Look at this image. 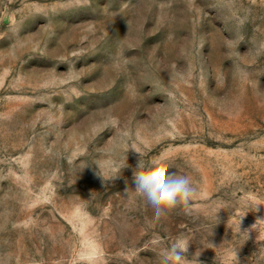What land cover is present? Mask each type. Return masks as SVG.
I'll list each match as a JSON object with an SVG mask.
<instances>
[{
	"label": "rangeland",
	"instance_id": "374dc122",
	"mask_svg": "<svg viewBox=\"0 0 264 264\" xmlns=\"http://www.w3.org/2000/svg\"><path fill=\"white\" fill-rule=\"evenodd\" d=\"M132 145L187 208L153 221ZM261 218L264 0H0V264H264Z\"/></svg>",
	"mask_w": 264,
	"mask_h": 264
},
{
	"label": "clouds",
	"instance_id": "9594fccd",
	"mask_svg": "<svg viewBox=\"0 0 264 264\" xmlns=\"http://www.w3.org/2000/svg\"><path fill=\"white\" fill-rule=\"evenodd\" d=\"M130 149L139 155L137 164L132 169L135 192L153 210V221H160L178 206L187 208L196 191L191 178L187 175L169 174L160 158L145 161L143 159L144 154L138 147L132 145ZM125 167H128V165L126 164ZM116 177L118 176L112 179ZM127 190L126 188L125 193H127ZM255 210H257V206L252 209V211ZM245 214L246 212L242 214L241 219ZM257 221L264 222V218L257 219ZM254 227L255 224L252 225V228ZM252 228L243 233L248 234ZM238 231H240V223ZM189 246L190 243L186 239H178L170 246L162 249L160 252V264H200L198 260L200 252L198 250L192 254L191 259L188 258Z\"/></svg>",
	"mask_w": 264,
	"mask_h": 264
}]
</instances>
